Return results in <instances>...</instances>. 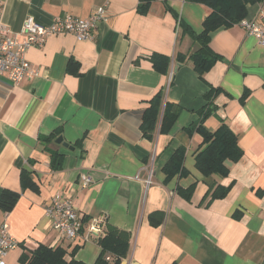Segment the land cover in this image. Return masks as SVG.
<instances>
[{
	"label": "crops",
	"instance_id": "crops-1",
	"mask_svg": "<svg viewBox=\"0 0 264 264\" xmlns=\"http://www.w3.org/2000/svg\"><path fill=\"white\" fill-rule=\"evenodd\" d=\"M139 1L0 0V24L18 40L29 16L47 25L55 17H88L98 6L106 10L92 39L60 33L30 48L25 57L37 76L14 84L0 73V195L4 189L19 194L10 210L0 207V226L7 222L18 242L5 264H25L21 255L39 245L65 249L66 260L76 247L73 258L93 264L101 247L95 234L85 238L91 223L126 231L122 259L130 257L133 264H264V44L239 23L220 27L210 47L221 58L199 76L187 59L175 57L197 49L181 24L199 32L210 9L186 0H153L140 12ZM263 9L264 0L249 4L244 18L259 21ZM153 54L170 58L167 74L153 68ZM167 85L179 114L167 134L146 139L140 129L144 109ZM212 88L218 92L209 101ZM208 104L212 110L201 124L214 131L226 123L243 151L239 160L227 162L225 176H204L195 167L202 137L188 127L199 123V111ZM52 132L74 146L48 144L63 155L59 170L50 168L40 141ZM179 147L188 174L165 183L162 168ZM24 168L32 171L38 190L21 184ZM83 173L93 180L85 188L78 183ZM136 174L142 180L133 179ZM192 184L189 199L176 191ZM217 185L229 189L211 198ZM56 193L74 201L80 231L72 240L45 215Z\"/></svg>",
	"mask_w": 264,
	"mask_h": 264
},
{
	"label": "trees",
	"instance_id": "trees-1",
	"mask_svg": "<svg viewBox=\"0 0 264 264\" xmlns=\"http://www.w3.org/2000/svg\"><path fill=\"white\" fill-rule=\"evenodd\" d=\"M153 0H140L138 9L145 12L150 2ZM193 3L203 4L210 9L209 14L202 22V28L199 32L193 30L188 24L182 23V31L188 34L197 45V49L186 56L177 55L175 57L178 62H190L193 69L199 76L207 71L220 56L216 54L210 47L211 34L220 27H229L239 23L247 14V5L263 0H186ZM152 66L161 74H167L170 58L163 54L151 55ZM170 85V83H168ZM167 87L159 88L148 102V106L144 109L140 129L142 136L146 139L153 140L157 133L167 134L178 114L179 107L170 102L167 98ZM218 90L211 89L206 97L211 101L214 93ZM245 98L246 93L242 95ZM212 106L208 104L206 109L200 110L201 119L199 123L192 124L188 127V131H197L201 137V148L195 155V167L204 176L217 174L225 176L228 173L227 162H235L243 155L242 149L238 145L236 135L231 131L228 125L222 122L214 131H208L202 121L211 112ZM59 136L58 132H52L46 137H41L40 141L45 145L43 151L49 153L50 168L59 170L63 163V155L55 150H49L48 144H51ZM77 141L76 144H78ZM185 149L179 147L170 156L169 160L163 166L162 170L165 174L166 183L175 175L182 177L188 174L184 167ZM31 163V161L29 162ZM32 171L24 168L21 172V184L33 190H38L37 185L31 178ZM193 184L188 188L177 187L176 191L185 199H189ZM229 187L217 185L213 188L211 198L223 197L226 195ZM19 194L4 189L0 195V207L4 210H10ZM157 222V221H156ZM101 228L99 234H95L94 238L101 247V252L93 264H120L122 257L126 255L128 247L129 234L126 231L107 226L104 228L102 223H97ZM76 248V247H75ZM75 248L71 251L70 260L65 259L66 251L61 247H49L39 245L33 251L23 253L20 257L21 262L25 264H85L73 258ZM110 253L112 260H106V255Z\"/></svg>",
	"mask_w": 264,
	"mask_h": 264
},
{
	"label": "built area",
	"instance_id": "built-area-1",
	"mask_svg": "<svg viewBox=\"0 0 264 264\" xmlns=\"http://www.w3.org/2000/svg\"><path fill=\"white\" fill-rule=\"evenodd\" d=\"M106 10L103 6H98L88 17H55L47 25L38 23L32 17H27L22 25V40L9 34L6 27L0 24V73L5 74L14 84L24 77L33 78L38 75V70L32 67L26 60V52L33 47H39L45 40L56 34L70 33L77 41L90 40L93 37V30L98 23L105 19ZM247 35L254 37L258 43L264 44V9L260 12V20L241 19L239 22ZM173 75V69L169 71L168 83ZM152 167L149 174L143 180L138 174L133 179L142 180L145 186L151 183ZM92 177L83 173L79 176V186L85 188L92 183ZM45 215L49 217L52 228L72 240L80 231L79 217L71 197L54 194L50 202L45 206ZM101 228L97 224L88 225L85 238L99 234ZM17 240L11 235L9 225L4 222L0 226V264H5L8 252L17 247ZM106 260H112V255L108 253ZM120 264H133L132 258L121 259Z\"/></svg>",
	"mask_w": 264,
	"mask_h": 264
},
{
	"label": "water",
	"instance_id": "water-1",
	"mask_svg": "<svg viewBox=\"0 0 264 264\" xmlns=\"http://www.w3.org/2000/svg\"><path fill=\"white\" fill-rule=\"evenodd\" d=\"M54 142H55L57 145H62V146L66 147V148H69V149H71V150L74 149V146L70 145L68 142H65V141L63 140V137H62V136H58V137L55 139Z\"/></svg>",
	"mask_w": 264,
	"mask_h": 264
}]
</instances>
